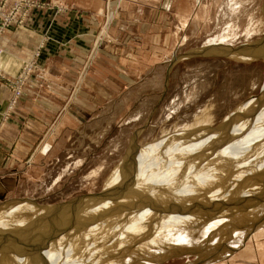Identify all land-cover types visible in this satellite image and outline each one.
<instances>
[{"label": "rangeland", "instance_id": "obj_1", "mask_svg": "<svg viewBox=\"0 0 264 264\" xmlns=\"http://www.w3.org/2000/svg\"><path fill=\"white\" fill-rule=\"evenodd\" d=\"M3 1L2 12L8 23L1 25L3 19L0 18V38L11 30L26 28L40 29L41 34L34 47L17 58L15 74L0 71L1 83L9 93L0 110V130L16 121L20 132L34 133L31 146L19 151L14 149L13 143L6 141L9 138L4 135L6 140L2 148L0 144L1 170H14L18 182L7 196L0 198V208L9 211V215L24 210L25 215L18 222L22 224L28 216L27 228L32 227L33 231L41 229V223L46 220H58L59 225L51 228L63 231L50 230L53 231L50 235L59 233V238L49 236L45 245L48 241L50 245L52 241L62 239L63 244L72 245L83 233L90 232L89 226L105 225L102 220L105 216L95 209H103L108 196L106 200L85 197L52 214L46 206L94 195L106 186L115 189L117 185L111 182L125 159L133 171L139 164L151 165L179 149L197 148L198 152L205 153L210 151L212 139L216 140L214 138L219 135V142L216 140L215 145L212 144L216 147L222 143L223 151L205 154L212 157L205 161L207 157L203 156L204 161L199 160L203 167L198 161L200 170L196 168L197 164L192 167V173L198 176L199 170L210 177L225 170L229 171L230 177L233 174L219 185L228 187L222 192L228 195L227 199L220 192L206 201L209 205L217 200L214 209L219 207L218 215L220 212L224 218L216 221L209 217L216 214V210L200 214L190 212V218L174 216L172 224L177 225L182 220L184 236L179 237L180 242L166 243L165 248V244L160 246L162 249L171 247L170 250L160 253L152 249L155 252L150 250L148 256L143 254L144 257L139 255L129 260L126 256L136 251L131 248L127 251L131 245L123 244V248L116 249V255L122 253L121 249L129 255L122 253L125 257L122 255L116 260L111 254V258L106 259L102 250H98L101 259L93 263L89 257L94 253L90 249L92 243H87L82 250L83 256L71 264H155L160 254L163 260L160 258L156 264H264V184L259 185L260 181L251 183L259 173L264 177L261 172L264 153H252L247 158L249 163H242L247 147L226 145L238 132L254 130L249 124L257 118L258 108L264 105V0H104L101 13L87 15L84 29H76L73 22L68 27L75 35L83 36L82 40L72 35L64 41L53 39L50 30L59 15L70 11L67 3L59 0ZM24 1H32L34 6ZM17 13L19 22L16 21ZM41 18H46L44 25ZM224 34L227 35L221 41ZM48 41L58 47L72 43L74 51L77 42L85 49L54 54L51 56L55 57L47 59L42 52ZM253 45L261 55L254 52L251 58L248 55L240 58L229 52L233 49L241 52L243 49L237 48ZM0 49L1 56L4 53L1 45ZM48 63L52 69L51 78L44 77L49 72ZM16 89L19 94L15 96ZM262 117L264 120V115ZM224 139L229 140L224 142ZM257 139L255 147L264 150V137L252 138ZM45 142L51 143V149L45 155L33 157L38 146ZM203 142H209L207 147L201 146ZM205 164L207 168L201 169ZM258 165L262 169L256 168ZM206 169L210 172H205ZM234 171L239 173L235 176ZM247 174L250 175L245 177ZM260 175L258 178H262ZM217 178L215 184L219 183ZM131 184L133 179L130 178L120 192H126ZM195 193L193 189L190 192L192 202L181 198L185 202L181 205L188 207V203L199 202L200 195ZM253 193L260 196L254 197ZM219 195H223L224 200L221 201ZM218 204L223 207L222 211ZM205 217L212 224L211 227L208 224L207 229L205 224H198ZM36 219L39 222L35 221L37 225L33 227L32 221ZM193 219L198 224L194 228V224H187ZM14 230H20V227L16 225ZM4 231H0V262L10 257L13 264L41 263L40 252L34 253L32 247H27L24 260L17 262L11 243L5 244L6 235L13 233ZM91 233L100 237L99 233ZM42 241L39 240V244ZM6 250L11 253L9 257L2 254ZM142 250L147 252L146 248ZM46 263L59 264V261L47 259ZM63 263L70 264L65 260Z\"/></svg>", "mask_w": 264, "mask_h": 264}, {"label": "bare ground", "instance_id": "obj_2", "mask_svg": "<svg viewBox=\"0 0 264 264\" xmlns=\"http://www.w3.org/2000/svg\"><path fill=\"white\" fill-rule=\"evenodd\" d=\"M226 35L227 34H224L223 36H221L220 40L224 41L223 38H225ZM257 46H255V45L244 46V47L242 46L240 48H237L238 50L243 49L241 52H237L236 49L230 50L229 52H231L232 56L244 58L246 55H248L251 58L252 53L255 52L254 54H258V55L261 53V51H259L260 53L257 51V49H258ZM229 52H227L228 55H229ZM258 109H259L258 112L256 111L257 115H255V117H257V118H259V116L262 117V115H264V105H263V107L258 108ZM258 113H260V114L262 113V115H258ZM257 118L249 124L251 127L250 129L253 128L254 130H249V129L242 130L241 132H238V134L235 136V138H232L230 140L224 139V142H227L229 140L228 144H226V145H229L228 147H230V148H232V144H235L236 147L238 146V147H241L243 149L245 146L247 147L246 151L244 152L245 154L242 153V151L241 152L239 151L240 153L244 154V156L241 155L242 158H244L243 160H241L242 163L247 162L252 153H255L256 155H260L261 153H264L263 149L260 150V149H258V147H255L256 146L255 142L258 141V139L252 140V138L254 136H256L258 138H260L261 136L264 137V135H263V133H264L263 117H262V119L259 118L258 120H257ZM250 131H253V132H250ZM218 137H219V135H218ZM218 137H215L214 139H216V138L219 139L220 137L219 138ZM221 139H223V137ZM216 140L212 139L213 142H211V141H209V142H211V145H213V144L215 145ZM209 142H203V143H201V146L205 144V146L207 147V145H208L207 143H209ZM217 142H219V141L217 140ZM221 144L222 143H220V145ZM211 145H210L211 148L209 149L210 151H206L205 153L203 151H202L203 153L202 152L200 153V151L198 152L197 148L196 149L193 148L191 150L179 149L177 151L172 152L170 155L168 154V156H166L164 158L162 157L161 159L156 160V162L152 163L151 165L143 166L142 164H139V167L135 166V168H133V171H132V169H129L130 168L129 166H131V165H128L130 163H128L127 159H125L127 163L124 161L125 163L123 162L120 169L119 168L117 169L116 174L114 171V174L117 175L116 178H114V180L110 178L111 180H113L111 182L112 185L116 184L117 186L115 187L113 192H111L110 194L107 195L109 198L108 200H106V197H101V198H105V200H106V202L103 204V206H104L103 209H101L100 207H99L100 209L99 208L95 209L96 211L98 210L99 212H101V215L105 216L104 219H102L103 222H106L105 225H103L102 227H99L100 225H97V224L89 226L91 228L90 232H86V233H90V235L83 233L82 236L77 238V240L82 239L83 241L81 240V242H76L77 241L76 240V241H74V243L72 245L63 244L62 240H64V239H62L61 241H52L50 243V245H49V241H48L45 245L44 241L49 236L59 238L58 237L59 233H58V235L57 234L50 235V232H53L50 230H59L60 232L63 231L61 228H51L54 226L57 227L59 225V224H57L59 222L58 220H56V219L46 220L45 222L41 223L42 224L41 229L35 228L36 231H33L34 229L32 227H31V229L27 228L28 223L30 222V221H28L29 220L28 216L26 217V219L24 220V222L22 224H19V222H18V220H20V219H22V217H24V215H25L24 210L22 212L16 211L13 214L11 213L13 215V217L10 218V216H12V215H9L10 212L9 211L5 212L2 210L4 208H2V209L0 208V214H3V215H0V231L2 230V232H3V230H6L4 232L13 233L12 236H10L11 234H9L8 237L6 235L5 244L11 243L9 245L11 246V249L13 247L12 250H14V252L16 253L14 257L15 258L17 257V259H18L17 262L18 261L22 262L21 260H24L23 254L26 251V249H28L27 247H32V250L35 251L34 253L40 252L39 253V256L41 259L40 264H47L46 263L47 259L52 260L56 263L59 261V264H64L63 263L64 260L69 262L70 264L77 262L79 260V258L81 256H83L82 250L84 249V246L87 243H90V244L92 243L91 244L92 248L90 247V249H91V253H93V252L94 253L91 254L89 257L91 260H93L92 261L93 263H94V261L101 259L100 258L101 255L97 253L98 250H102L101 251L102 254L107 256L106 259H110L111 254H113L114 257L116 258V260L118 259V257H121L125 253H126V255H129L128 254L129 252L127 253V251H129L130 248L133 249V252L136 251V253H134V254L132 253L131 255H129V257L126 256L129 260H134L135 256L139 257V255L143 256V254L148 256L147 254L150 253L149 252L150 250L152 252H155L153 250H158L160 253H163V251L168 250V249L170 250L171 247L164 249L167 246L166 243L173 244L175 241L180 242L179 237L184 236V227H185L183 224H180V223H182V220L181 221L179 220V223L177 225L172 224L173 219H171V218H174V216H176V218H179L180 216H184V215L187 216V218H190V217H192L190 215V212L200 214L203 212L207 213L210 210H212V212H213V210L217 211V209L219 207L218 208L216 207L217 209H214V204L217 202V200H216V202L214 201L215 203H213V201H212V203L209 205L206 204V201H208V197L211 198V196L214 193H216V195H218L220 192L222 193L224 190H226L228 187H220L219 186V185H221L220 183H223L224 180L226 181L229 178L233 177V174H231L232 175L231 177L229 176V174H230L229 171H225V170L223 171L222 169L221 170L223 172L218 173L221 175V177L219 179L217 178V176H220V175L215 174L214 176L210 175V177H209L207 173H206L207 174L206 175L203 171H199L200 170V168H199V162L200 161L199 160L205 154H208L209 152L216 151V150L223 151L220 148L223 145H221V146L217 145L216 147L214 145L213 146H211ZM249 145L251 148L249 147ZM260 145H258V146H260ZM248 147H249V149H248ZM199 148H201V147H199ZM208 148H206V149H208ZM223 149H224V147H223ZM199 150H201V149H199ZM234 151H235V148H234ZM134 153H136V152H134ZM240 153H238V154H240ZM234 154H235V152H234ZM129 156L130 155H128V157ZM238 156H237V158H238ZM204 157H207V156H204ZM211 157L212 156H210V158ZM210 158H208V157H207V159L205 158V161L206 160L209 161ZM239 159L240 158H238V160ZM255 159H257V156ZM202 160L204 161L203 158L201 159V161ZM233 160H234V158H233ZM236 160L237 159H235V161ZM251 162L254 163L255 161H251ZM200 163L202 166L203 165L202 162H200ZM239 163H241V162H239ZM247 163H249V162H247ZM195 165L198 166L196 168H199L198 172H196L198 176H196L194 173H192L193 169H194L192 167H195ZM133 166H134V164H133ZM244 166H246V165H244ZM247 166H249V165H247ZM258 167H259V165L256 168H258ZM260 167H262V166H260ZM205 168H207L206 164H205V167L201 168V169H205ZM242 168L243 167H241V169ZM227 169H228V167H227ZM258 169H262V168H258ZM217 170H218V168H217ZM229 170H231V168ZM249 170H250V168H249ZM249 170H247V171H249ZM207 171L210 172V170L206 169L205 172H207ZM239 171H234L235 176L237 175L236 174L237 172L239 173ZM247 171H244L243 173H246ZM250 171H253V170L251 169ZM257 171L258 170H256V173H257ZM261 172L264 173V169ZM248 173H250V172H248ZM260 174H262V173H259V175ZM120 175H122L121 176L122 179L119 178ZM248 175H250V174H247L244 176L246 177ZM251 175H253V174H251ZM259 175H258V177H259ZM235 176H234V178H235ZM256 176H257V174H256ZM258 177L257 178L255 177L256 179L252 180L251 183H253V181L254 182L260 181L261 184L259 183V185L264 184V177H262L261 175H260V177H262V178H258ZM130 178L133 179V185L131 184L132 187L130 186V188H128L127 191L124 193L120 192V190L122 188H124L125 184H127V182L130 180ZM216 178L219 181V183H217V184H215ZM197 179H199V180H197ZM244 179H246V178L243 177V180ZM232 180H233V178H232ZM124 181H125L124 185H121ZM229 181L231 182V179ZM237 181H239V180H237ZM240 181H242V179ZM250 181H251V179H250ZM242 182H244V181H242ZM205 186H208V187H205ZM229 186H231V185H229ZM259 187L260 186H258V188ZM207 188L210 190H208ZM214 188H215V190H213ZM192 189L196 192L195 195H197V196L200 195V197H198V198L201 200L199 202H197L196 204H194V203L189 204L188 203V207L181 205V202H184V201H181V198H183V200H189L190 199L189 202L191 201L192 195L190 194V192ZM199 191H204V193L203 192L198 193ZM222 194H225V193H222ZM256 194L258 195V193H256ZM240 195H241V193H240ZM257 195L254 194V197H256ZM219 196H221V195H219ZM219 196H217V197L219 198ZM225 196H226V194L224 195V197ZM258 196H260V195H258ZM184 197H186V199H184ZM202 197H204V198H202ZM217 197L215 196L216 199H217ZM221 197L222 198L220 200L221 201H222V199L224 200L223 195ZM227 197H228V195L226 196V199H227ZM252 197H253V195H252ZM101 198H100V200L102 202ZM229 198L232 199L233 197L232 198L229 197ZM252 202H253V198H252ZM202 203L204 205L201 207L202 209H200L199 207ZM220 204H218V205L220 206ZM234 204L235 203H233L232 205H234ZM236 205H237V202H236ZM236 205H234V206H236ZM245 205H247V204L245 203ZM98 206H100V203ZM215 206H217V205H215ZM198 208L200 210H198ZM222 209H223V207H221V211H222ZM1 211H3V212L1 213ZM249 212H250V210H249ZM209 217H211L212 219L216 218V221H218L219 220L218 218L221 217V219H222L223 216L220 214V212L218 215V211H217L216 214L214 212V214H211ZM254 217H256V215ZM41 219H42V217H41ZM243 220H244V218H243ZM35 221L39 222V219L34 220V222L32 221L33 225L32 224L31 225L33 227H34V225H37V222H35ZM174 221L176 223L177 220H174ZM195 221L196 220L193 219L191 222H187V224H189V225L194 224L193 228L195 226H198V224L200 226H201V224L202 225L205 224V228H206V226H208V224L210 227L212 225L210 223L211 221L209 219H207L206 217L203 218L202 221L198 222V224H196ZM75 222H76V219L74 220V223ZM253 222H256V221H253ZM64 223H66V222H64ZM71 223H73V222H71ZM61 224H63V221ZM154 224H156V225H154ZM16 225L20 227V230H17V231L14 230L13 231V229L15 228ZM140 226H144L145 228H141ZM203 227H200V229L201 228L204 229ZM144 229H145V231H144ZM197 229H199V228H197ZM91 232L99 233L100 237L98 235L96 236L95 234H93ZM117 232H120V233H117ZM54 233H56V232H54ZM205 233H208V232H205ZM213 233H211V234H213ZM50 237H49V239H50ZM57 238H55V240ZM39 240H41V241L43 240L42 243L39 244V242H38ZM183 240L184 239H182L181 241H183ZM108 241H110V242H108ZM96 242H98V244L94 245V243H96ZM104 242H106V243H104ZM123 244L131 245L132 247L131 246L128 247L129 249H127L126 252H125V249L120 248L122 250L123 254L118 251L120 254L118 253L116 255V249L119 247H122ZM162 244H165L163 249L161 248L163 246ZM174 245H172V246H174ZM124 247H127V246H124ZM40 248H41V250H40ZM143 248L144 249L146 248L147 252L143 253V250L141 251V249H143ZM159 248H161V251L159 250ZM1 251L2 250H0V252ZM172 253H174V252H172ZM2 254L8 255L7 257H9V255L11 253H9L8 250H6ZM163 255L165 256V253ZM160 256H161V254H160ZM160 256L158 258L159 259L158 261H156L157 259L155 260L156 263L161 261L160 258L162 259V257H160ZM123 257H125V255H123ZM127 258H124V260H126ZM13 261L14 260H11L9 257L5 260V262L1 261L0 264H13ZM19 264H21V263H19Z\"/></svg>", "mask_w": 264, "mask_h": 264}, {"label": "crops", "instance_id": "obj_3", "mask_svg": "<svg viewBox=\"0 0 264 264\" xmlns=\"http://www.w3.org/2000/svg\"><path fill=\"white\" fill-rule=\"evenodd\" d=\"M67 3L70 7L69 12H65L59 15L56 21L52 24V29L50 30V36L54 39L58 40H67L75 35L72 31L68 30L70 24H75L76 29H84L85 21L87 20V15L89 14H96L101 13L104 0H59ZM33 18V17H31ZM35 20V19H34ZM32 21V20H31ZM46 18L42 19L43 25L45 24ZM29 26V25H28ZM67 29V31H66ZM77 31V30H76ZM41 34L40 29H21V30H11L7 32L3 37L0 38V45L4 49V53L0 56V71L7 74L13 75L16 73L18 69V60L17 58L23 56L24 54L30 51L38 37ZM77 38L82 40L83 36H79V33L75 35ZM76 44V51L71 49L72 43L65 44L64 46H56L55 44L48 41L44 47L42 54L47 55L48 58H53L55 56H51L54 54H69L71 52H77L78 50H84L85 47L83 44ZM73 48V47H72ZM51 65L47 64V70L49 71L48 74L44 75L46 78H51L52 69ZM9 93L4 88L3 84L0 80V110L3 108L6 99L8 98ZM20 105V104H19ZM29 108L33 109V106H29ZM18 110H21L18 108ZM20 114V112H18ZM5 128H2L1 131V148L3 147L6 139H4V135L6 138H9L11 144L13 143L14 149L16 148L17 151L19 149L29 148L33 143L34 133H31L29 130H24L23 132L19 131V127L16 121H11L10 123L4 125ZM16 146V147H15ZM51 149V143L45 142L36 149L33 157L36 154H46V152ZM1 153H0V198L7 196L11 192V188L14 184L18 182V174L14 172V170L10 171H3L1 170Z\"/></svg>", "mask_w": 264, "mask_h": 264}, {"label": "water", "instance_id": "obj_4", "mask_svg": "<svg viewBox=\"0 0 264 264\" xmlns=\"http://www.w3.org/2000/svg\"><path fill=\"white\" fill-rule=\"evenodd\" d=\"M136 148H134L133 151H135ZM132 151V152H133ZM114 187H103L101 191H99L98 193L94 194V195H87V196H82L80 198H76L74 200H71L69 202H67L66 204H59L57 206H46L47 210H49L51 212V214L57 210L60 209L61 207H64L65 205H73L76 203H79L83 198L85 197H106L108 194H110L111 192H113Z\"/></svg>", "mask_w": 264, "mask_h": 264}, {"label": "built area", "instance_id": "obj_5", "mask_svg": "<svg viewBox=\"0 0 264 264\" xmlns=\"http://www.w3.org/2000/svg\"><path fill=\"white\" fill-rule=\"evenodd\" d=\"M3 0H1L0 1V18H2L3 19V21H2V24L1 25H5L6 26V24L8 23L7 21H6V19H5V14L2 12V5H3ZM24 2H26V4H27V2L29 3V4H31L30 6H34V3L32 2V1H24ZM42 5H44L45 3H41ZM28 5V4H27ZM18 19V20H17ZM21 19V18H20ZM16 21H18L19 22V16H18V13H17V15H16ZM0 52H1V49H0ZM14 95L16 96V95H18L19 94V89H16L15 91H14Z\"/></svg>", "mask_w": 264, "mask_h": 264}]
</instances>
